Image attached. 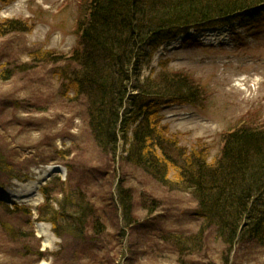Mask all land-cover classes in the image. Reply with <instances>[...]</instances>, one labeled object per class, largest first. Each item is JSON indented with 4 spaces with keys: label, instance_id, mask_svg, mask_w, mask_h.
<instances>
[{
    "label": "rangeland",
    "instance_id": "obj_1",
    "mask_svg": "<svg viewBox=\"0 0 264 264\" xmlns=\"http://www.w3.org/2000/svg\"><path fill=\"white\" fill-rule=\"evenodd\" d=\"M83 1L0 3V22L22 19L33 26L29 32L0 29V152L20 176L0 173V264H182L161 233L198 231L196 199L133 164L120 133L117 149L104 151L91 129L86 100L62 91L57 65L30 56L36 50L71 52ZM162 71L183 72L200 83L204 94L194 103L154 98L180 145L192 149L206 143L212 161L229 130L242 121L264 123V10L253 18L223 17L166 42L143 77ZM121 185L131 189L140 221L129 229L119 203ZM44 187L53 202L68 190H83L108 230L125 235L99 245L58 237L51 223L36 220L46 200ZM4 221L20 231L18 239L3 231ZM204 246L185 264H223L226 246L214 232ZM229 264H264V246L235 245Z\"/></svg>",
    "mask_w": 264,
    "mask_h": 264
},
{
    "label": "trees",
    "instance_id": "obj_2",
    "mask_svg": "<svg viewBox=\"0 0 264 264\" xmlns=\"http://www.w3.org/2000/svg\"><path fill=\"white\" fill-rule=\"evenodd\" d=\"M261 10L264 0H84L76 22L77 44L71 52L36 50L30 55L35 61L57 65L62 91L86 100L91 129L104 151L117 149L120 133L129 144L133 164L196 199L202 220L198 231L161 233L182 264L202 253L211 232L226 246L220 257L223 264H229L237 244L264 246V123L242 121L224 134L220 155L209 161L206 143L192 149L180 145V138L163 123L154 98L194 103L203 93L200 83L183 72L162 71L144 78L143 70L163 44L182 33L189 35L191 28L213 26L223 17L253 18ZM32 27L22 19L0 22L2 30L29 32ZM0 173L10 179L20 177L1 152ZM42 193L46 200L38 207L36 220L51 223L58 237L99 245L115 243L125 235L108 230L83 190H68L57 202L50 200L48 187ZM118 194L124 227L129 229L140 223L134 196L123 185ZM1 227L12 239L20 237L9 222Z\"/></svg>",
    "mask_w": 264,
    "mask_h": 264
}]
</instances>
